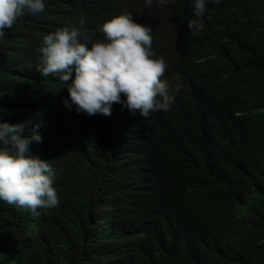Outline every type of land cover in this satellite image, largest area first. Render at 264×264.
<instances>
[{"label":"clouds","instance_id":"1","mask_svg":"<svg viewBox=\"0 0 264 264\" xmlns=\"http://www.w3.org/2000/svg\"><path fill=\"white\" fill-rule=\"evenodd\" d=\"M220 2L0 0V202L83 221V256L139 252L147 237L155 249L133 264L195 250L212 221L173 215L186 191L157 178L151 130L134 117L228 82L223 38L196 44Z\"/></svg>","mask_w":264,"mask_h":264},{"label":"trees","instance_id":"2","mask_svg":"<svg viewBox=\"0 0 264 264\" xmlns=\"http://www.w3.org/2000/svg\"><path fill=\"white\" fill-rule=\"evenodd\" d=\"M219 5L221 21L205 25L196 44L199 49L212 32L223 38L228 82L216 75L174 97L168 111L134 117L151 130L149 161L157 178L186 191L184 207L173 215L183 225L199 217L212 221L197 248L176 251L169 264H264V0ZM247 73L259 91L244 83ZM65 218L61 208L44 216L0 202V264H133L155 249L147 237L139 252L83 256L85 224Z\"/></svg>","mask_w":264,"mask_h":264},{"label":"bare ground","instance_id":"3","mask_svg":"<svg viewBox=\"0 0 264 264\" xmlns=\"http://www.w3.org/2000/svg\"><path fill=\"white\" fill-rule=\"evenodd\" d=\"M216 182H217V181H216ZM203 185H204V184H203ZM213 187H214V186H213ZM207 189H209V188H207ZM207 189H206V190H207ZM204 190H205V189H204ZM204 190H203V192H204ZM222 190H223V189H222ZM225 190H226V189H225ZM207 191H210V190H207ZM211 192H212V191H211ZM211 192H210V193H211ZM219 192H220V191H219ZM200 193H201V192H200ZM205 193H206V192H205ZM220 193H221V192H220ZM222 193H225V192H222ZM222 193H221V194H222ZM198 194H199V193H198ZM215 194H216V193H215ZM207 195H209V193H208ZM219 195H220V194H219ZM217 196H218V195H217ZM217 196H216V197H217ZM221 196H222V195H221ZM224 196H225V195H224ZM218 197H219V196H218ZM203 198H204V197H203ZM211 198H213V197H211ZM223 198H225V197H223ZM223 198H221V199H223ZM201 199H202V198H201ZM205 200H206V199H205ZM210 200H211V199H210ZM218 200H219V198H218ZM209 202H210V201H209ZM206 203H207V202H206ZM212 203H213V202H212ZM215 203H216V202H215ZM217 204H218V203H217ZM211 205H212V204H211ZM211 205H210V206H211ZM220 205H221V204H220ZM205 206H206V205H205ZM218 206H219V205H218ZM238 243H239V242H238ZM239 245H240V244H239ZM240 246H241V245H240Z\"/></svg>","mask_w":264,"mask_h":264}]
</instances>
